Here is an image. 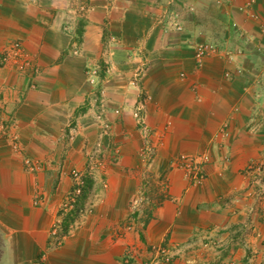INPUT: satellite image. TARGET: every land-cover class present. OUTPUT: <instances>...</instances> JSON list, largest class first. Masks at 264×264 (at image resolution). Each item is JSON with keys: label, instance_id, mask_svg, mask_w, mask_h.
<instances>
[{"label": "crops", "instance_id": "0c3cea01", "mask_svg": "<svg viewBox=\"0 0 264 264\" xmlns=\"http://www.w3.org/2000/svg\"><path fill=\"white\" fill-rule=\"evenodd\" d=\"M76 1L0 0V56L21 41L39 67L0 61V264H152L162 247L171 264H264V197L250 195L264 172V0H78L80 15ZM200 42L232 59L198 64ZM94 159V209L56 245L71 172Z\"/></svg>", "mask_w": 264, "mask_h": 264}, {"label": "built area", "instance_id": "2783aa9c", "mask_svg": "<svg viewBox=\"0 0 264 264\" xmlns=\"http://www.w3.org/2000/svg\"><path fill=\"white\" fill-rule=\"evenodd\" d=\"M75 8L77 9L76 13H78L80 15L82 13V11L86 10V8L88 9V6L85 3L78 2L75 5ZM189 10L192 11L193 7L189 8ZM175 27L177 29H182V25H180V24H175ZM75 52H77V50ZM213 52H224L225 56H227L229 59H232V52L231 51L221 49L218 45H216L214 43L200 42V43H197L195 46V60H196V62L198 64H201L203 62V60L205 59V57L209 53H213ZM0 61L3 64H6L9 61H14L15 63H17L18 69L22 72H26L29 69H31V70L33 69L34 73H35V71L37 73V71L39 69V67L34 63L33 58L26 51V49H25V47L21 41H12L11 43L7 44L4 47L2 55L0 56ZM93 72L96 73V70H93ZM91 81H93V80H91ZM32 85L35 86L34 83ZM3 107H4V100H3L2 96L0 95V111L3 109ZM144 107H145V105L143 106V104H140L138 106L137 110L135 111L134 115L140 123L145 122L143 129L146 133H148L150 131V129H149L150 127L148 126V124H146V121H145L143 114H142V110ZM3 132H6L5 127L3 128ZM11 138H12V147H13L14 151H18V153H23L22 147L20 146V143L18 142V135L12 134ZM150 151L153 152L152 149ZM203 159H204V162H206L208 160V156L205 155L203 157ZM24 161H25V164L28 166L29 169L35 170L37 168V164L34 161V159H32L28 156H25ZM182 161H186L185 162V166L187 167L186 173H185L186 177L190 178L193 182H196V183H200L204 180L205 173L203 171L201 164L199 162H196V159H194L192 157L182 156ZM72 172H73V176L75 177L77 183L74 184L73 190L70 191L71 195L69 197V201H67V206L70 205L72 210H75V211H77V213L82 214L84 212H87L88 208H87V206L82 207L79 204V197L84 193V188L86 185V177L89 174H92L93 172L90 171L86 175V177H84L83 174H81L80 172H78L76 170L72 171ZM255 173L256 174L253 178V181H259L261 183L262 188H263V186H264V181H263L264 172L260 171L259 173H257V172H255ZM256 176H260V178H257ZM263 214H264V208H263ZM263 223H264V219H263ZM59 228H60V230H59ZM53 232H54L53 233L54 235H58V233L61 232V226L58 225V223H56L55 228L53 229ZM155 253L157 256L151 262L152 264H160L162 261H164L168 264L173 263V254L167 248H165V247L157 248Z\"/></svg>", "mask_w": 264, "mask_h": 264}, {"label": "rangeland", "instance_id": "374dc122", "mask_svg": "<svg viewBox=\"0 0 264 264\" xmlns=\"http://www.w3.org/2000/svg\"><path fill=\"white\" fill-rule=\"evenodd\" d=\"M79 1L77 0L76 1V4L78 3ZM191 7H193V10L192 11H194L195 10V6L194 5H187V8L189 9V8H191ZM86 10H87V8H86ZM84 12L82 11V14H83ZM78 53V52H77ZM76 52H75V54H77ZM91 73H94L93 71L91 72ZM91 83H94V80L93 81H90ZM140 103H139V105L140 104H143V106L146 104L145 103V100H143L142 99V101L140 100L139 101ZM134 114H135V111H134ZM144 116V115H143ZM134 117H135V115H134ZM136 118V117H135ZM146 121V120H145ZM136 122H137V124L142 128V131H144V129H143V126L145 125L143 122L142 123H140L137 119H136ZM139 122V123H138ZM146 124H147V122H146ZM107 125L105 126V129H107ZM150 129V128H149ZM144 133H145V131H144ZM146 135V134H145ZM94 161V162H93ZM92 161V164L90 165V166H88V171H86V172H83L82 170H78V169H74L73 171H78V172H80L81 174H83V176L84 177H86V175L91 171L92 172V170L94 171L95 169H96V166L98 165V162H96V160L94 159ZM255 168V167H254ZM255 172L253 173V176H255ZM71 176H72V179H73V182H74V184H76L77 182H76V179H75V177L73 176V172H71ZM253 180V179H252ZM78 181V180H77ZM263 181H264V178H263ZM86 185H87V183H86ZM86 185H85V187H86ZM147 185H148V183H147ZM260 186H261V183H260ZM72 190H73V188H72ZM71 190V191H72ZM84 190H86V193L84 194H82L80 197H79V204L82 206V207H85V206H87V208H88V210H87V212H84V213H82V214H80V213H77V211H75V210H72L71 209V207H70V205L69 206H67V201H69V197H70V192L67 194V196H66V198H65V200H63L62 201V203H61V205H60V213H59V216L61 217H59L60 218V220L59 221H57L56 223H58V225H60L61 226V232L60 233H58V235H54L53 233V229L55 228V225L53 226V228H52V230H51V235H52V237H53V239H54V244H56V245H60L63 241H64V239L66 238V236L67 235H69L70 233H71V231L79 224V222L81 221V218H83V217H86L87 216V214L88 213H90L93 209H94V206H95V200H93L94 199V194L95 193H93V191H91L88 187L87 188H84ZM140 192H138V195H136L133 199H132V202H131V204H130V207H131V209H132V213H138V212H140L144 207H145V205H146V200H147V192H148V190H147V188H146V186L144 187V188H142V189H140L139 190ZM253 194H250V195H252V196H254L255 198L257 197L258 199H262L263 197H264V186H263V188H262V186L261 187H259L258 185H254V188H251V190H250ZM96 195V194H95ZM139 204V205H138ZM138 205V206H137ZM67 208V209H66ZM262 213H263V211H262ZM263 215V217H264V214H262ZM65 218H69L70 220H71V222H72V224H70L69 223V225H64V221H65ZM264 219V218H263ZM59 230H60V228H59Z\"/></svg>", "mask_w": 264, "mask_h": 264}, {"label": "trees", "instance_id": "16d2710c", "mask_svg": "<svg viewBox=\"0 0 264 264\" xmlns=\"http://www.w3.org/2000/svg\"><path fill=\"white\" fill-rule=\"evenodd\" d=\"M90 184H91V180L90 179H88V185H86V187L85 188H89V186H90ZM86 193V190H84V194Z\"/></svg>", "mask_w": 264, "mask_h": 264}]
</instances>
